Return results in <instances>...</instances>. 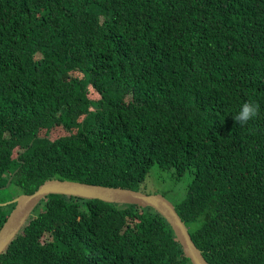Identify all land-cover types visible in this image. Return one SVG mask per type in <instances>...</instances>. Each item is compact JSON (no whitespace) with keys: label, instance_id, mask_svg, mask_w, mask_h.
I'll return each instance as SVG.
<instances>
[{"label":"trees","instance_id":"16d2710c","mask_svg":"<svg viewBox=\"0 0 264 264\" xmlns=\"http://www.w3.org/2000/svg\"><path fill=\"white\" fill-rule=\"evenodd\" d=\"M153 162L189 172L171 201L210 264H264V0H0V190L139 189ZM0 264L191 262L150 205L49 192Z\"/></svg>","mask_w":264,"mask_h":264},{"label":"water","instance_id":"95a60500","mask_svg":"<svg viewBox=\"0 0 264 264\" xmlns=\"http://www.w3.org/2000/svg\"><path fill=\"white\" fill-rule=\"evenodd\" d=\"M49 192L98 197L106 201L130 202L141 206L150 205L167 220L181 245L183 254L189 258L191 264H210L191 238L187 225L176 211L173 202L161 192L59 177L45 178L32 191L19 192L7 200L14 201V204L0 224V252L21 226L34 205Z\"/></svg>","mask_w":264,"mask_h":264},{"label":"rangeland","instance_id":"374dc122","mask_svg":"<svg viewBox=\"0 0 264 264\" xmlns=\"http://www.w3.org/2000/svg\"><path fill=\"white\" fill-rule=\"evenodd\" d=\"M188 178L189 172L187 170L184 171L181 176L176 178L172 174L171 168L167 169L165 167H160L157 163L153 162L149 166L144 180L139 184V189L151 192H162L168 199L174 201L182 194ZM7 186L9 187L8 191L0 190L1 203L8 202L7 200L13 197H9V195L18 191L17 188H13L12 186H9V184Z\"/></svg>","mask_w":264,"mask_h":264},{"label":"clouds","instance_id":"9594fccd","mask_svg":"<svg viewBox=\"0 0 264 264\" xmlns=\"http://www.w3.org/2000/svg\"><path fill=\"white\" fill-rule=\"evenodd\" d=\"M260 107L254 102H245L238 113L233 116L234 121L240 125H246L250 120L256 118L259 114Z\"/></svg>","mask_w":264,"mask_h":264}]
</instances>
